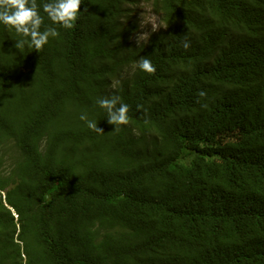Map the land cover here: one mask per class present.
Here are the masks:
<instances>
[{"label": "trees", "instance_id": "obj_1", "mask_svg": "<svg viewBox=\"0 0 264 264\" xmlns=\"http://www.w3.org/2000/svg\"><path fill=\"white\" fill-rule=\"evenodd\" d=\"M45 2L40 52L0 23V264H264V0H82L71 29Z\"/></svg>", "mask_w": 264, "mask_h": 264}, {"label": "clouds", "instance_id": "obj_2", "mask_svg": "<svg viewBox=\"0 0 264 264\" xmlns=\"http://www.w3.org/2000/svg\"><path fill=\"white\" fill-rule=\"evenodd\" d=\"M81 5L82 0H47L42 7L53 24L61 25L65 29H71L74 27L81 12ZM39 7L37 0H0V23L14 28L16 33L22 37L16 40L17 43L15 44V47L19 50H23L27 46L40 52L50 38H57L60 35L57 28L51 26L41 31L44 20L40 15ZM153 29L155 31V25H153ZM144 35L136 37L138 44L144 38ZM190 46V41L185 38L182 42V47L188 50ZM132 67L133 69L138 67L149 74L156 72V67L148 57H141ZM116 87L117 82L114 81L112 88L115 89ZM197 95L203 99L206 98L207 93L201 90ZM96 103L100 108L106 110L108 123L115 125L114 131L118 132L120 126L127 125L130 122L128 115L129 105L123 103L120 96L116 94L102 96L96 100ZM201 106L206 108L207 104L202 103ZM137 111H142L146 116V110L143 105H137ZM80 119L86 122L89 129L97 133H104V130L95 121L89 120L86 114H81ZM147 123L149 121L145 119V124ZM8 149L4 148L3 150L7 151Z\"/></svg>", "mask_w": 264, "mask_h": 264}, {"label": "rangeland", "instance_id": "obj_3", "mask_svg": "<svg viewBox=\"0 0 264 264\" xmlns=\"http://www.w3.org/2000/svg\"><path fill=\"white\" fill-rule=\"evenodd\" d=\"M135 16L136 20L139 21L140 29L139 32L132 37V43L135 45H142L148 41L151 33L160 30L161 22L159 18L155 14H153L151 8L148 5H145L144 3L138 4L135 7ZM153 25H155V31L153 29ZM142 34H145L144 38L141 39L138 44L136 37ZM23 70L27 72L26 68H23ZM7 151L8 154H16L13 148H9Z\"/></svg>", "mask_w": 264, "mask_h": 264}]
</instances>
